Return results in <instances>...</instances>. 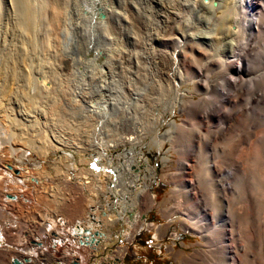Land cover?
<instances>
[{
  "label": "rangeland",
  "instance_id": "374dc122",
  "mask_svg": "<svg viewBox=\"0 0 264 264\" xmlns=\"http://www.w3.org/2000/svg\"><path fill=\"white\" fill-rule=\"evenodd\" d=\"M35 1L17 0L18 8L10 16H7V7L4 1L0 0V78L4 77L3 79H5L6 83L12 81L13 85L15 84L13 87H15L14 89L18 94L15 95L17 97L14 99H17V102L24 103L35 87L33 80H31L33 75H37V72L45 67L44 73L53 82V87L47 95L49 121L51 125L53 124L51 133H62L71 142H74L72 140L76 138L83 139V136H85L86 132L84 131H86L87 126H82L79 122L82 120L79 114L81 109V101H79L81 97L79 94L80 73L83 70L80 62L92 56L91 49L98 47L107 51L110 48H120L125 45L130 52L122 60L125 68L123 71L126 73L124 72V77L119 80L120 86L118 85V90L116 88V91H112L110 94L115 98L117 95L121 98L120 101L128 102L132 105L135 103L139 104L137 106L142 112V115H139L144 117L142 122L144 123V132L142 131L143 134L136 136L131 142L123 141L124 143L111 147L108 150V157H110L114 167L117 165L122 166L129 161L128 159L137 160V163L131 166L130 173L123 169L121 170V175L124 179H132L134 186L126 197L117 200V210L122 211L124 216L122 224L119 222L117 224H108L103 221L105 215L99 212V209L97 211L102 219L98 223L101 225V230H108L106 233L109 234L112 241L118 240L121 236L123 242L119 243V247L125 248L124 250L128 249L127 255H124L115 264H134L130 262L133 258V256H129L131 251L141 255L138 264H222L219 244L224 233L227 231L232 232L231 230H233L237 234L244 224V218L251 214L264 215V207L261 204L264 202V44H262L264 40L246 44H241L240 42H215V44H203L204 46L202 45V47L194 45V48L200 50V53L192 55L187 53L186 59L182 57L185 59V64L191 67L190 71H187L188 69L185 70L181 56L178 53H175L176 56L174 55L175 58L173 57L172 59L167 58L165 55H160L158 50L171 51L172 44H168L167 49H165L161 43L146 44V40L142 39L144 37L139 38L138 44L135 43V45L117 44L116 41H109L103 37L101 39L92 26L77 27L73 21L75 16L73 17L71 14H68V18L71 20L68 19L67 23L61 24V27L57 28L48 23L46 0ZM152 7L153 11H156L155 6L153 5ZM153 18V23H156V18L154 16ZM27 24L29 25L27 26ZM136 28L137 30L138 28L140 29V23L136 24ZM138 33L144 35L143 30ZM87 41H92L88 49L87 45H84ZM259 45L261 48H259ZM230 50L233 51L234 54H232L234 56ZM145 52H148L149 55H146ZM136 55H138V58ZM231 55L232 58L236 57V59L241 56L245 71L241 81L233 87V90L228 91L227 98L218 97L217 93L221 90L220 85L226 84L232 77L229 69L225 68L226 64L232 60ZM108 61L109 57H103L97 63L106 64ZM222 64L224 65L223 67ZM28 65L31 67L29 68ZM27 68L30 71L29 73L26 70ZM221 75H223V78H221ZM18 79L20 80L18 81ZM93 89L90 88L87 91L86 97L89 100L93 98L92 103H97L99 108L102 109L106 94L109 91L108 93L107 90H104L105 92L103 91V93H97ZM181 92L186 94L183 99L191 98L195 102L184 100L180 106ZM35 97L36 95L31 97L33 102L38 98ZM2 98L7 102L4 107H2V102H0V109L2 108L0 110V120L4 121V119H7L8 112H10L7 107L14 99H6L5 96ZM135 98L138 99L136 102ZM218 101L221 103H218ZM216 107H219L220 110L214 113L215 117L206 116L205 111L207 109H215ZM102 111L103 118L108 116L107 110L102 109ZM60 120L62 121L61 123ZM170 121L183 123L182 128H179V130L171 127L169 125ZM90 128L94 129L95 133L94 125L90 126ZM96 129L98 134V128ZM168 129H171V132L168 137L163 138V132L165 133ZM184 129L185 131H183ZM102 131V137L106 142L110 141L109 143H111L114 136L111 137V130L109 131L105 128ZM112 131H115L113 132L115 135L122 134L123 136L125 133L124 137L132 135L129 130L121 125ZM106 133L108 134L105 135ZM0 135L6 136L5 133H0ZM108 136L109 138H107ZM140 136L141 138H139ZM185 136L186 140H184ZM79 139L76 141L79 142ZM83 142L88 149L77 153L72 151L71 147L55 150L48 147L47 151L49 152L44 151V154L43 152L26 153L20 157L13 153H4L5 162L0 166V177L2 178L1 181H3L2 189H0V264H13L12 259L16 257L22 260L26 255L25 252L28 254L26 257H29V254L33 251L32 248L35 247L33 238L38 236L36 235L38 232L35 230V234L32 237L33 231L31 230L33 228L31 225L34 222L42 219L47 220L46 218L49 215L52 216L51 218L56 215H65L68 218L83 217V214H76V210L80 209L81 206L85 205L89 208L90 204H94L90 198V194H93L95 192L94 189H96L93 185L89 184L85 188V194L87 195H85V200H83L79 198L77 193L81 188L80 184H78L80 187L76 183L75 185H69L67 178L68 174L72 177H77V174L75 175L76 170H73V172L68 171L70 163L78 164L80 161L82 163L81 159L92 161L102 153V148H100L98 143L92 146L94 140L83 139ZM181 142H184L183 147L178 146V143ZM249 145L255 149L258 156L255 155L254 158L250 159L251 161H241L240 154L243 150H247ZM180 156L181 158H179ZM179 160L187 162L192 168L190 172L188 171L185 178L188 182L192 179L191 175L194 177L191 181L199 188L201 193L196 197L197 199L190 197L187 184L179 186V183L171 179L170 173L177 172ZM23 170L28 172V174L31 172L30 181H22L20 179L19 175ZM117 173L119 174L117 171L112 172L111 177ZM11 176L13 177L11 178ZM13 178H15V181H12ZM145 181L147 184H151L148 185L150 187L148 193L155 204L151 206L148 198L143 197L140 203L130 206V201L126 199L135 198V195L144 187ZM46 184L49 185L48 189L50 186L53 187L52 196L43 193V188H45L44 185ZM19 186L24 187L21 188L23 191L20 190ZM176 191H178V195ZM17 192H27L32 199L25 204L19 200L16 202ZM107 200L111 201L112 196L106 194V196H102L98 203L103 204ZM81 201L83 204H80ZM177 201L179 202L177 203ZM123 203L127 208L123 209ZM183 205L188 207L189 215L201 218L207 213L205 222L208 224L215 222L213 224L219 226L218 236L215 241L216 245H211L202 239L199 234L182 228L180 219L182 218ZM132 207L134 211L131 210ZM58 208H62V210L59 211ZM87 208L85 212L88 211ZM178 209L179 211L181 210L180 213ZM129 210L132 213L130 216L128 214ZM107 215L109 213L106 214V217H108ZM216 216L219 217L217 220L214 219ZM136 220H138L140 226L133 234V237L126 240L125 238L128 234L134 231L133 223ZM150 223L160 226V230L149 229L148 225ZM23 225H28L26 228L27 232L23 231ZM28 237L32 238V241ZM140 238H143L147 245H150L143 252H139L137 249V242ZM108 241L110 245L111 240ZM260 241L261 244H264V235L260 237ZM258 244L260 243L255 246L257 247ZM256 247L255 250H257ZM3 252L7 254L4 255ZM32 253L35 254L34 251ZM39 254L40 250L39 252L36 251L35 256L38 258ZM191 255H193V259ZM251 258L252 256L248 258L249 264L254 262V259Z\"/></svg>",
  "mask_w": 264,
  "mask_h": 264
},
{
  "label": "bare ground",
  "instance_id": "6f19581e",
  "mask_svg": "<svg viewBox=\"0 0 264 264\" xmlns=\"http://www.w3.org/2000/svg\"><path fill=\"white\" fill-rule=\"evenodd\" d=\"M3 1L7 7V9L5 8L7 10V14H8L7 16H10L18 8L17 0H3ZM151 5L155 6L154 8L156 9V11H153V7ZM0 6H1V2H0ZM0 11H1V9H0ZM17 14H19V13H17ZM68 14H71L73 17L75 16V19H73V21L77 27H83L84 25L92 26L95 29V32L98 33V35H100L99 37L101 39L106 38L109 41H116L117 44H129V45L134 44L135 45V43L138 44V42H137L138 39L142 38V37H144V38H142L143 40L144 39L146 40V44L147 43L152 44L153 42L161 43V44H163V47L165 49H167L168 44H172L173 47H172L171 51L158 50L160 55H163V56L165 55L167 58L172 59L174 57L175 53L176 54L178 53L181 56L180 58L182 61V65L185 67V70L188 69L187 71H190L189 69L191 67H189V66H187V64H185V59L187 57L186 54L190 53L192 55V54H199L200 53V50L194 48V45H200L202 47L203 44H207V43H214L215 44V42L216 43L217 42H219V43H221V42H230V43L240 42L241 44H246L248 42H255V41L258 42L259 40H264V0H207V1H204V0H46V17H47L49 24L56 26L57 28L61 27V24L67 23L68 19H70V18H68ZM153 16L156 18V23H153V20H152V19H154ZM137 23H140V29L138 28V30L136 28ZM28 25L29 24H27V26ZM67 26H68V24H67ZM84 28H82V29H84ZM88 30H89V28H88ZM141 30H143L144 35H141L140 33H138L139 31L141 32ZM6 33H7V26H6ZM77 33H76V35H77ZM83 34L85 35V33H83ZM5 41H3V42H5ZM91 42L92 41H87L84 44V45H87V49H88V46H90ZM139 43H141V42H139ZM262 44H264V42ZM260 45H261V43H260ZM123 46L122 47L119 46L120 48H118V47H115L113 49L110 48L107 51L101 50L98 47H93L91 49L92 56L87 57V60L80 62V64L83 67V70H81V73H80L81 79L79 78L81 81V83H80V94H79L81 97V100L79 99V101H81V106L79 105L81 109L79 111L80 112L79 114H80V118L82 119L79 122H80V125L87 126L86 131H84L86 133H85V136H83L84 137L83 139L94 140V143L92 146H94L95 144L98 143L100 148H102V153H101V155H99V157H95L92 161L88 160V159H81L82 163H81V161L78 164H72V163L69 164L68 163L69 164L68 165V171H72V172H73V170L77 171L75 173V175L77 174L76 175L77 177H72L68 174L69 176L67 175V178H68L69 185L70 184L75 185V183H76L77 186H79L78 184H80L81 188L77 191V193L79 194V198L85 200V195H87V194H85V188L88 187L89 184L93 185L96 188V189H94L95 192L93 194H90V196H91L90 198L92 199V203L93 202H94V204L98 203V201L102 199V196H106V194H109L112 196L111 201H108V200L106 202L103 201L104 203L101 204L102 210L107 212V214L109 213V215H107L108 217H106V215H105V218L103 219V221H106L108 224H113V223L116 224L118 222L120 224H122V214H121V211L117 210V200L119 198L126 197L128 195V193L131 191L134 184H133L132 179H128V180L124 179V177L121 175V173H122L121 170L123 169L127 173H130L131 166L133 164L137 163V160H135V159H131V160L128 159L129 161L124 163L122 166L117 165L116 167H114L112 165V161H111L110 157H108V150L111 147H114L118 144L124 143L123 141L131 142L135 139L136 136L143 134L142 131H143V124H144V123H142L144 117L140 116V115H142V112H141L139 106H137L139 104L135 103L134 105H132V104H129L128 102L120 101L121 98H119L117 95L115 98V97H112L110 94V93H112V91H114V92L116 91V88L119 85V80L120 79L122 80V78L124 77L125 71H123V69H125V68L123 67L124 62L122 60H124L125 55H127L130 52H129V49L126 48L125 45H123ZM259 48H261V46ZM236 50H238V49H236ZM57 52H58V50H57ZM145 53H146V55H149L148 52H145ZM232 53H233V51H231V54ZM132 54H134V53H132ZM137 54H139V53H137ZM232 55H231V58H232ZM136 56L138 58V55H136ZM103 57H109V61L106 64L97 63L99 61V59L100 58L102 59ZM182 57H184L185 59ZM237 58L238 59H236V57L232 58L231 61H229L228 63L226 62L227 64H226L225 68L227 67L226 69H229V72L231 73L232 77L228 82H226V84L220 85L221 90L217 93L218 97L227 98L228 97L227 96L228 91L233 90V87L235 85H237L239 83V81H241V79H242V75L245 71L244 64L242 62L241 56L237 57ZM111 59H112V61H110ZM220 60H222V59H220ZM189 63L191 64V62H189ZM223 66L224 65L222 64V67ZM28 67L30 68L31 66L28 65ZM26 70L28 73L30 72L28 70V68ZM193 70H194V68H193ZM44 71H45V67L41 71L37 72V75H35V76L33 75V78L31 80H33L35 87L32 89L31 92L29 91L30 95L26 98L27 101L24 103L19 102V101L17 102V99L16 100L14 99L17 97L15 95L18 94L17 91L14 89L15 87H13V86H15V84L13 85L12 81H10L9 83H6L5 79H3L4 77L0 78V100H1L0 102H2V104H1L2 107H4V105L7 103L2 98L3 96H5L6 99L7 98L14 99V101L11 102L10 105L7 107L8 110H10V112H8L9 114L7 115V119L6 120L4 119V121L0 120V133H5V135H6L5 137H3L4 135L3 136L0 135V166L5 162V160H4V153L5 152L13 153V154L17 155L18 157H20L22 155H25L26 153L33 154L35 152H37V153L43 152V154H44V151H47L48 147H50L52 150L59 149V148L65 149L67 147H71L73 149L72 151H75L76 153L79 151L82 152L83 150L86 151L88 149L85 146V143H84L85 141L83 142V139H79V138L74 137L76 139H74V138H73L74 140L70 139V140L74 141V142H71V141H69L68 138L65 137V135H62V133L61 134L54 133V132L51 133V127H53V124L51 125L50 121H49V115H48L49 105L47 102V95H48V92L50 91V89L53 87V82H51V80H49L47 78ZM173 72H175V71H173ZM188 75H190V74H188ZM5 76H7V75H5ZM126 76H128V75H126ZM132 76H133V74H132ZM221 78H223V75H221ZM127 79H129V78H127ZM19 80L20 79H18V81ZM22 80H23V78H22ZM19 83L21 84V82H19ZM121 85H122V83H121ZM129 85H130V83H129ZM90 88H94L97 93H100V92L103 93L104 90H107V93L109 91V93L106 94L105 102L102 105V109L108 111V116H105V118H103L104 117L103 111H102V109L99 108L97 103L96 104L92 103L93 98H91L90 100L87 99L86 94H88L87 91L90 90ZM197 89H198V87H197ZM117 90H118V88H117ZM241 90H242V88H241ZM27 91H28V89H27ZM21 95H22V93H21ZM33 95L34 96L36 95V97H38L35 102H33L31 100V97ZM185 96H186L185 93H182V95L180 96L181 97V99L179 100L180 106L183 104L184 100L189 101V102H195L191 98L183 99V97H185ZM234 98H236V97H234ZM134 100L136 102L138 99L135 98ZM219 102L220 101H218V103ZM154 104H156V103H154ZM183 106H185V105H183ZM219 110H220L219 107H216L215 109L210 108V109H207L205 111V114H206V116L213 118V117H215L214 113L219 112ZM145 113H146V111H145ZM61 122L62 121L60 120V123ZM55 123H56V121H55ZM182 124L183 123H176L174 121L169 122V125L171 127H175L178 129L182 128ZM92 125H94V127H95V133H94V129L90 128V126H92ZM120 125L125 127L127 130H129L132 135L127 134L128 136H126V137H124L125 133L123 136H122V134L115 135V133H113L115 131H112V130L116 129ZM69 126H70V124H69ZM96 128H98V132H99L98 134L96 133V130H97ZM105 128L109 131L111 130L110 131L111 134L109 133L111 135V137L114 135L112 140H111L112 141L111 143H109L110 141L106 142L105 139L102 137V134H103L102 129L104 130ZM53 130H55V129H53ZM183 131H185V129ZM170 132H171V129L166 130L165 133L163 132L162 137L163 138L168 137ZM183 133L186 134L185 132H183ZM100 134H101V136H100ZM107 134L108 133H106L105 135H107ZM107 138H109V136ZM139 138H141V136ZM263 138H264V135H263ZM78 139H79V142H77ZM184 140H186V136L184 137ZM178 146L183 147L184 142L178 143ZM195 150H197V149H195ZM47 152H49V151H47ZM257 153H258V151H257ZM49 155H50V153H49ZM255 155L258 156L255 152V149L249 145L247 150H243L241 152L240 160L241 161L250 160V159L254 158ZM45 156H46V154H45ZM179 158H181V156ZM182 158H184V157H182ZM55 159H56V157H55ZM162 160H164V159H162ZM166 160H168V159H166ZM62 161H63V159H62ZM249 168H250V166H249ZM191 169L192 168L190 167V165L187 162L179 160V165L177 166V172H172V173H170V175H171V179L173 181L179 183V186L187 184V186L189 188L188 190H189L190 197L193 199H197L196 197L201 193H200L199 188L197 186H195L193 181H191L194 177H192V175H191L192 179L188 182L186 181V178H185V176L188 174V171L190 172ZM114 171L119 172V174L117 173L115 176L113 174V177H111V174ZM242 172L245 174L244 171H242ZM30 173L28 174V172H25L23 170V172L19 175V177H21L20 179H22V181H24V180L30 181V179H31ZM255 174H256V172H255ZM166 175H167V173H166ZM1 176H3V175H1ZM12 177L13 176H11V178ZM1 180H2V178L0 177V189H2L1 185L3 183V181H1ZM12 181H15V178H13ZM146 181H148V180H146ZM146 181H145L144 187L140 189V192L137 193V195L134 194L135 198H133L131 200L128 198L127 199L125 198L127 201H130V204H129L130 206L132 204H135V203H140V201L142 200L143 197L148 198V202L151 206H153L155 204L153 199L150 197L151 195H149V193H148V191L150 190L149 189L150 187L148 185H151V184H147ZM23 183L25 184V182H23ZM109 184H111V185L109 186ZM44 186H45V188H43L44 189L43 193L45 195L47 194V195L52 196L53 187L50 186L48 189L49 185L46 184ZM19 187H20V190H21V188H24L22 186H19ZM185 188H186V186H185ZM21 191H23V190H21ZM35 191H37V190H35ZM176 192L178 195V191H176ZM75 193H76V191H75ZM261 193L263 194V192H261ZM20 195H22V197H20ZM213 196H214V194H213ZM54 197H55V195H54ZM31 199H32V197L27 192H24V193L20 192V193H18V196H16V202H18V200H19V201H21V203L23 201L24 204ZM179 201H177V203ZM189 201H191V200H189ZM123 202H125V201H123ZM80 204H83V202L81 201ZM261 204L263 205L262 207H264V202H262ZM175 205H177V204H175ZM61 206L63 207V205H61ZM123 206H124L123 209L127 208V206H125L124 203H123ZM130 206H128V207H130ZM86 208L87 207L85 205L81 206V208L76 210L75 213L76 214L80 213L79 215L83 214V216H85ZM182 208L184 209V211H183V209H182V211L180 210L182 213V218L180 219L182 228L187 229L190 232L197 233L206 242H209L211 245L212 244L216 245L215 241H216V238L218 236L219 226H215L213 224L215 222H213L211 224H208L205 222V220L207 219L206 218L207 213H205V215L203 217L199 218L196 216L194 217V216L189 215V209L186 205H183ZM260 209H261V207H260ZM58 210L60 211V210H62V208H58ZM131 210H133V207ZM93 211L96 213L97 209L94 208ZM178 211H179V209H178ZM180 211H179V213H180ZM99 212H100V210H99ZM194 213H195V210H194ZM194 213H193V215H194ZM99 214L100 213H98V212L96 214V217L98 219L101 218ZM51 217L52 216L49 215V217L46 218L48 227L46 229H44L43 231H40V232L37 231L38 237L42 238L44 235H50V233L52 232L51 230L54 227V218H51ZM218 218L219 217L216 216L214 219L217 220ZM50 219H52V220H50ZM243 220H244V224H243L242 228L240 229L239 233L236 234V232H233V230H231L232 232L227 231L226 233H224V236L221 239V242L219 244V252H220V255L222 258V264H249V261H248L249 256H252L251 259H254V262L252 264H264V244H261V241H260V237L262 235H264V215L251 214V215L247 216L246 218H244ZM133 225H134L135 229L133 232H130L128 234V236L125 238L126 240L131 239L133 237V234L135 233V231L140 226V224L138 223V220L134 221ZM27 226L28 225L24 226L23 231L25 230L27 232V229H26ZM148 227H149V229H157L158 231L160 230L159 229L160 226L158 227L155 223H150L148 225ZM229 228H230V226H229ZM114 229H115V227H114ZM31 231H33V229ZM31 231H29V232H31ZM111 232H113V231H111ZM118 233H120V232L118 231ZM174 235H176V234H174ZM30 237H31V235H30ZM32 237H33V232H32ZM257 243H260V244H258V246L256 247L255 245H257ZM103 247H105V245ZM255 247L257 250H255ZM97 250H98L97 251L98 254H100V255L103 254L101 249L98 248ZM126 250H128V249H126ZM6 254L7 253H4V255H6ZM191 256L193 259L194 258L193 255H191ZM98 261L99 262L101 261V257H98Z\"/></svg>",
  "mask_w": 264,
  "mask_h": 264
},
{
  "label": "built area",
  "instance_id": "2783aa9c",
  "mask_svg": "<svg viewBox=\"0 0 264 264\" xmlns=\"http://www.w3.org/2000/svg\"><path fill=\"white\" fill-rule=\"evenodd\" d=\"M83 227V223L80 220L68 223L62 218H58L56 221V228L51 232L50 240L60 245L62 248H64L66 244L79 246L82 242L81 236Z\"/></svg>",
  "mask_w": 264,
  "mask_h": 264
},
{
  "label": "flooded vegetation",
  "instance_id": "af4514ba",
  "mask_svg": "<svg viewBox=\"0 0 264 264\" xmlns=\"http://www.w3.org/2000/svg\"><path fill=\"white\" fill-rule=\"evenodd\" d=\"M128 214L130 216L131 215V212L129 211ZM143 218H145V216H143ZM137 244H138L137 245V249H138L139 252L145 251L148 248V246H150V245H147V243L144 241L143 238L138 239ZM124 255H127V250L124 251L122 257ZM129 256H133V258L130 260V262H132L134 264H138V262H140L141 255L138 254L137 252H132L131 251V253H129ZM119 259H120V257H116L115 256V258L112 260L111 264H115L116 261H118Z\"/></svg>",
  "mask_w": 264,
  "mask_h": 264
},
{
  "label": "water",
  "instance_id": "95a60500",
  "mask_svg": "<svg viewBox=\"0 0 264 264\" xmlns=\"http://www.w3.org/2000/svg\"><path fill=\"white\" fill-rule=\"evenodd\" d=\"M204 1H207V0H204ZM12 262H13V264H31L32 263L31 259H29L27 257H25L23 259V261H21V260H19L17 258H13Z\"/></svg>",
  "mask_w": 264,
  "mask_h": 264
},
{
  "label": "crops",
  "instance_id": "0c3cea01",
  "mask_svg": "<svg viewBox=\"0 0 264 264\" xmlns=\"http://www.w3.org/2000/svg\"><path fill=\"white\" fill-rule=\"evenodd\" d=\"M25 254H26V252H25ZM97 254H98V253H97ZM26 255H28V254H26ZM26 255H25V256H26ZM34 255H35V254H34ZM37 262H40V259H39ZM88 262H89V261H88Z\"/></svg>",
  "mask_w": 264,
  "mask_h": 264
}]
</instances>
